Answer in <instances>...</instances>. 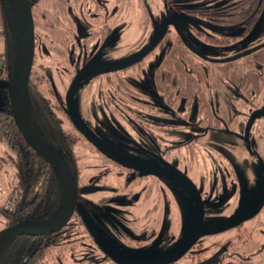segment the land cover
I'll use <instances>...</instances> for the list:
<instances>
[{
  "label": "flooded vegetation",
  "instance_id": "1",
  "mask_svg": "<svg viewBox=\"0 0 264 264\" xmlns=\"http://www.w3.org/2000/svg\"><path fill=\"white\" fill-rule=\"evenodd\" d=\"M43 1L30 0L36 38L35 60L30 81L34 80L37 83V76L33 75V72H41L43 70H49L51 79H53L52 70L37 62V48L42 43V29L53 28V23H58V19L61 21L62 18L64 20L62 24L63 32L60 35L62 36L63 34V36L60 37L63 42L73 43V52L78 59V63L75 64V73L70 78L69 89L76 76L84 69H86V77L80 85L90 76H93L94 80H98V82L103 81V75L111 74H131L130 79L141 77L143 78V82H137V84L119 82L118 85L124 91L125 96L132 98L134 101L133 108L129 107L130 112H148L151 114V118L144 125L139 124L131 117L126 119L116 112L118 110L113 109V101L110 98H105L110 108L109 113L112 121L115 123L116 130L119 131L118 136L121 138V140H116V142H119L117 150L115 148L112 149L98 138L86 121L79 115L75 105V96L80 87L79 85L74 96L75 110L80 120L89 128L103 146L111 151L112 156L119 159L116 160L109 153L101 151L76 128L68 113L67 96L66 105L57 101L50 102L52 109L59 117V122L62 127L66 131L73 132L79 138V143L74 150L76 160L72 161L71 165L67 162L76 176L79 186L77 204L70 221L63 229L46 235L20 237L51 239L49 252L42 264L46 263L49 255H51V258L53 257V261H64L68 254L80 255L81 252L83 253L87 249L101 253L106 257V260H114L115 264H128L136 258L152 259L164 255L179 244L189 233L194 222L187 232L184 233L186 235L176 245L159 255L153 256L152 253H160L157 250L158 244L150 243L152 234H156V232L140 231V228H142L144 223H156V220H154L155 216L145 212L144 214H138L134 218L129 219V221L133 222L134 229L123 223L122 219H128L127 217L133 213L132 211L135 207L142 211L144 207L151 210L153 206H157L158 191L169 190L173 193L178 190L186 191L187 194H190L185 183V178H188L195 185L204 202L199 183L191 175L192 167L190 166L191 163L200 166V160L197 163V156L192 149H190V152H187L189 157L187 158L188 163L186 162V158L183 162L181 158V154L184 152L183 149L189 148L193 142L192 138L213 142L214 146L222 141L231 143H235V141L240 142L251 157H255L253 148H256V153L261 154L259 156L264 171V115L256 119L248 136H246L247 124L250 117L255 111L264 109V103H260V100H257V107L253 108L249 116L245 119L244 130L242 132L234 130L236 125L237 102L234 100L235 94L230 85L237 88L238 80L236 78L237 72L231 64L235 60L234 51L236 48L238 46L243 47L249 43L247 37L250 32L248 33L246 29L242 28L244 32L238 33V27H226L213 24L197 17L196 11L210 6L187 8L176 6L175 0L171 1V5H168L164 0L167 9L177 7L185 16L171 11L158 24L153 9L148 6H146L145 12L139 8V11L134 13L131 12L129 7L126 9L125 7L118 6L114 11L116 18L113 19V24L115 26L112 25V27L108 25L109 19L103 20V18H100L99 14H102L100 13V8L104 10L105 6L103 7L99 0H95L96 6L94 13L97 17L90 16L92 22L84 17L83 21L79 20L77 28H74L68 12L64 9L63 0L59 3L60 11L58 12H55L52 6L54 1L52 0L50 6L43 8L44 16L42 17V26L39 27L35 21V12ZM3 2L5 4L3 9L6 13V18L10 20L12 17L10 2ZM103 14L108 16L109 12L106 11ZM184 19L189 21V24L195 31V35L199 39L216 45V48L222 51L219 50L217 53H211L210 55H205L201 51L197 53L198 49L190 43L180 29V25ZM143 22L145 33L148 32L149 38L142 47H139L141 43L138 45L139 49L124 61L109 67L106 66V68L100 70L93 68L92 59L89 54L93 46H95L94 49L101 46L97 54H93V57L98 60L101 57L100 55L103 56L106 50L110 48L118 50L120 46L117 48L115 43L121 41L126 36L124 35L125 33L128 34V37L132 34L139 33V26H142ZM165 22L169 25L162 31ZM137 38V34L134 37H130L128 39L129 43L136 44ZM159 38L160 40L156 46L151 47L148 53L140 56L150 44L152 45ZM109 40L114 43H111ZM0 41L4 42V40ZM189 51L198 54L204 61L214 63V66L218 68L216 70H219L220 74L230 82V85L222 94L216 92L214 89L207 90L205 77L199 70L200 61L194 59L196 57H191ZM149 55L151 63L149 65V71L146 73L148 76L146 79L142 69L145 66L144 60ZM137 66L140 67L138 72H135L132 68ZM109 68H112V70L107 71ZM12 73L13 71L0 81L10 80ZM248 75L241 78V84H249L250 86H253L255 83L258 84L260 79L258 75ZM108 79L110 78L108 77ZM110 80H106V84L110 85ZM147 81L148 85L146 84ZM101 84L103 85V82ZM0 90L8 91V89ZM44 90L48 97L54 94L51 83L44 86ZM81 112L86 114L84 106H82ZM12 156V153L9 151L6 157L0 159V171L1 167H3L1 165L4 164L16 171L14 173L16 175V182L6 195L5 200L0 202V216L4 220L3 229L0 231L25 222L44 224L56 221L63 212L65 201H63L62 206L54 216L43 222L36 221V216L37 218H41L38 214L39 209L29 211L26 208L28 190L26 189L24 192L22 190H16L18 187V177L17 169L11 159ZM179 156L181 160H179ZM183 163L185 169L182 167ZM10 169L9 171H11ZM207 183L210 186L215 184L214 182H206V185ZM160 194L162 197L163 195L166 196L165 193L160 192ZM190 196L193 200L191 194ZM204 206L206 212L205 202ZM263 206L261 204L256 208L258 209L257 214L263 209ZM79 207H82L91 218L107 246L103 247L100 243L101 240L99 242L91 232L80 213ZM15 209H17V214L14 219ZM243 210H246L247 213L252 212L243 205L238 214ZM207 215L206 212L205 218ZM108 226L113 228L117 227L119 231H107L106 228ZM240 226L233 229H239ZM213 229L205 230L203 225L202 234H216L213 233ZM159 232L160 234H168L167 231L163 230ZM111 234H116L117 239L116 236H112ZM125 234H129V237H124ZM127 238L129 240L133 239L136 241L140 239L142 241L132 245L131 242H126ZM200 240L188 253L197 248Z\"/></svg>",
  "mask_w": 264,
  "mask_h": 264
},
{
  "label": "rangeland",
  "instance_id": "2",
  "mask_svg": "<svg viewBox=\"0 0 264 264\" xmlns=\"http://www.w3.org/2000/svg\"><path fill=\"white\" fill-rule=\"evenodd\" d=\"M53 1L52 6L55 12L60 11L59 3L61 0ZM99 1L103 7L105 6L104 10L100 8V13L102 14H99V16L103 20L109 19L108 25L111 27L112 25L115 26L113 24V19L116 18L114 11L118 6L125 7L126 9L129 7L133 13L139 11V8L145 12L146 6H148L153 9L158 24L171 11L185 16L177 7L167 9L164 0ZM225 1L227 0H221L220 2H214L213 0H175V5L192 8L218 5ZM62 2L64 9L72 20L74 28H77L79 20L83 21L84 17L87 20H90V16L97 17L94 13L95 0H63ZM51 3L52 0H44L41 6L37 8L35 12L37 26H42L43 8L50 6ZM106 11L109 12L108 16L103 14ZM63 22L64 20L61 18V21L58 19V23H53V28L42 29V43L37 48V62L40 65L49 67L53 72L51 88L54 94L48 97L49 101H57L66 105L70 78L75 73V64L78 63V59L73 52V43L63 42L61 38L63 36V34L62 36L60 35L63 32ZM139 27V33H136L138 37L136 44L129 43L128 40L136 34L128 37V34L125 33L124 35L126 36H121L123 39L115 43L117 48L119 46L120 48L118 50H113L112 48L106 50L104 55H100L101 57L98 60L93 57V54H97L101 46L96 49L93 46L89 51L93 68L100 70L106 68V66L109 67L117 64L126 60L139 47H142L147 42L149 34L148 32L145 33L144 22ZM180 29L190 43L198 49L197 53L201 51L205 55H210L220 50L216 48V45L199 39L187 19H184L180 25ZM237 32L243 33L244 30L238 28ZM247 39L249 40L247 45L243 47L238 46L234 51L235 60L231 64L237 72V88L230 85V82L220 74L219 70H216L218 68L214 66V63L204 61L198 54L189 51L191 57H196L194 59L200 61L199 70L205 77L207 90L214 89L216 92L222 94L229 85L232 86L235 94L234 100L237 102L236 125L234 127V130L237 132L244 130L245 119L249 116L252 109L257 107L258 104L256 103L259 100L260 103H264V11ZM110 42L114 43L113 41ZM140 44L141 46L138 47ZM3 48L4 42L0 41V51ZM144 61L145 66H143L142 71H144L143 74L147 79L146 73L149 71L151 63L150 55ZM139 67H133L132 69L138 72ZM247 74H249L248 76L251 74L258 75L260 77L258 84L255 83L253 86L241 84V78ZM130 77L131 74L121 73L103 75L102 85L101 82L94 80V77L90 76L80 85L75 96L76 109L81 118L86 121L91 130L103 143L112 149L115 148V150H117L119 144L116 140H121V138L118 136L119 131L116 130L115 123L112 121L109 113L110 108L105 98H110L113 101V109L118 110L116 112L126 119L131 117L139 124L144 125L151 118V114L148 112H130L129 107L133 108L134 101L132 98L125 96L124 91L118 83L137 84V82H143V78L141 77L135 79H130ZM106 80H110V85L106 84ZM146 84L148 85V81ZM102 94H104V97ZM234 100L232 101L235 102ZM5 104H7V96L4 93H0V107H3ZM82 106L85 107L86 114L81 112ZM192 139L193 142L189 148L183 149L184 152L181 154V158L182 162L186 158V162L188 163L187 158L189 157L187 152H190V149H192L197 156V163L199 160L201 162L200 166L190 162V166L192 167L191 175L199 183L204 202L206 203L208 215L205 218V230L215 228L227 222L232 216L238 214L243 205L249 211L256 210L261 204L264 205V171L259 156L261 154L256 153V148H253L255 157H251L240 142L235 141V143H231L222 141L214 146L213 142H208L207 140ZM8 153V149L0 145V159L6 157ZM181 158L179 156V160ZM1 166L3 167H1L0 171V202H3L16 182V175L14 174L16 171L10 169L6 164ZM182 167L185 169L184 163ZM206 182H214L215 184L210 186L208 185L209 183L206 185ZM160 192L165 193L166 196L163 195L162 197ZM211 199L212 201H210ZM157 200V206H153L151 210L144 207L141 211L135 207L132 211L133 213L127 217L128 219H122L123 223L134 229V224L129 219L145 212L155 216L154 220H156V223H144L142 228H140V231L156 232V234H152L150 243L158 244L157 250L160 253H152L153 256L159 255L176 245L186 235L184 233L192 226L196 216V206L190 194H187L186 191L177 190V192L173 193L169 190L158 191ZM3 223L4 220L0 216V230L3 229ZM106 229L107 231H119L117 227L113 228L111 226H108ZM160 230L167 231L168 234H160ZM111 235L116 236L117 239L116 234ZM126 236L129 237V234H125L124 237ZM128 241L132 245H135L136 242H141L142 240L135 241L127 238L126 242L128 243ZM52 258L49 255L45 264H115L114 260H106L104 255L92 249H87L83 253L81 252L80 255L68 254L64 261H53ZM174 264H264V206L258 214L245 221L239 229H230L221 233L203 236L196 249L191 250L183 259Z\"/></svg>",
  "mask_w": 264,
  "mask_h": 264
},
{
  "label": "trees",
  "instance_id": "3",
  "mask_svg": "<svg viewBox=\"0 0 264 264\" xmlns=\"http://www.w3.org/2000/svg\"><path fill=\"white\" fill-rule=\"evenodd\" d=\"M4 0H0V40L4 48L0 51V80L14 69L17 39L19 37L15 11L10 0L12 17L7 20L4 11ZM173 0H165L171 5ZM220 2L221 0H213ZM264 11V0H228L219 5L201 8L196 11L197 17L226 27L244 28L251 32L256 27ZM36 81H30L29 101L31 124L39 137L50 147L59 151L71 165L74 150L79 138L66 131L59 122V117L51 107L44 86L51 83L49 70L33 72ZM51 92V91H50ZM7 96V104L0 107V145L12 153V161L17 169L18 187L16 190H28L26 208L32 211L39 209L43 222L54 216L64 201L62 185L53 168L40 158L25 142L11 113V103L7 90H0ZM17 209L14 211L16 218ZM43 214V215H42ZM51 246L50 238L20 237L6 244L0 251V264H42Z\"/></svg>",
  "mask_w": 264,
  "mask_h": 264
},
{
  "label": "water",
  "instance_id": "4",
  "mask_svg": "<svg viewBox=\"0 0 264 264\" xmlns=\"http://www.w3.org/2000/svg\"><path fill=\"white\" fill-rule=\"evenodd\" d=\"M19 27V37L17 39V53L13 73L8 81H0V89H8L9 98L11 102V113L14 117L15 123L21 132L26 144L45 162H47L55 171L64 192V206L63 212L60 214L56 221L44 224H33L25 222L9 229L0 231V251L3 247L11 242L13 239L20 236H39L50 233H55L65 227L70 221L76 204L79 193V186L76 176L69 167L63 155L45 143L39 135L35 132L31 124L30 118V101H29V83L31 79L32 69L35 60V23L31 8L30 0H10ZM167 22L164 23L162 31L167 27ZM161 38V37H160ZM156 40L152 45L150 44L140 56L148 53L151 47L156 46L160 40ZM112 68L107 69L111 71ZM86 77V69H84L74 79L68 95L67 105L68 113L71 117L76 128L94 143L101 151L109 153L111 157L119 160L117 157L112 156L109 149L95 137L89 128L80 120L74 106V96L80 83ZM264 115V109L255 111L247 124L246 136L250 132L254 122L260 116ZM127 160V159H126ZM186 186L197 207L196 218L189 233L168 253L157 256L155 258H136L128 264H171L183 258L188 251L205 235L202 234V228L205 220V206L202 197L195 187V185L185 178ZM82 217L85 219L91 232L96 236L98 241L101 240L103 247L107 246L95 224L87 215L82 207H79ZM258 209L247 213L243 210L240 214L232 216L227 222L215 227L213 233H221L240 226L245 221L254 217Z\"/></svg>",
  "mask_w": 264,
  "mask_h": 264
}]
</instances>
